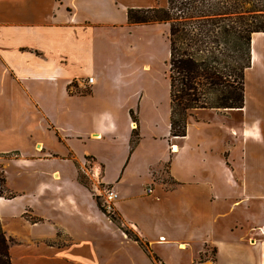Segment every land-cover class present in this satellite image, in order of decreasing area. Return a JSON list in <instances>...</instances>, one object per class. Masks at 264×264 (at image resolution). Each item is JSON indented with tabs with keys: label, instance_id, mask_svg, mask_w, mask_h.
<instances>
[{
	"label": "crops",
	"instance_id": "1",
	"mask_svg": "<svg viewBox=\"0 0 264 264\" xmlns=\"http://www.w3.org/2000/svg\"><path fill=\"white\" fill-rule=\"evenodd\" d=\"M166 5L0 0V167L15 193L0 196V222L12 264H157L97 207L98 186L117 193L114 210L163 264H264V31L250 35L243 106L194 109L171 136L168 23L127 17Z\"/></svg>",
	"mask_w": 264,
	"mask_h": 264
},
{
	"label": "trees",
	"instance_id": "2",
	"mask_svg": "<svg viewBox=\"0 0 264 264\" xmlns=\"http://www.w3.org/2000/svg\"><path fill=\"white\" fill-rule=\"evenodd\" d=\"M127 17L133 24L168 23L171 136L185 135L187 118L194 109L243 106V76L250 65V35L264 31V0H167L164 7L129 8ZM75 85L71 82L69 91ZM130 116L137 123L132 110ZM138 138L135 126L130 136L131 148ZM78 180L86 186L80 173ZM0 196H15L5 185L1 167ZM93 197L97 207L116 222L115 211L106 212L98 195ZM122 230L155 263L163 264L151 252L147 241L127 229ZM12 242L0 222V264H12ZM211 251L214 254V248ZM202 259L200 254L198 261Z\"/></svg>",
	"mask_w": 264,
	"mask_h": 264
},
{
	"label": "rangeland",
	"instance_id": "3",
	"mask_svg": "<svg viewBox=\"0 0 264 264\" xmlns=\"http://www.w3.org/2000/svg\"><path fill=\"white\" fill-rule=\"evenodd\" d=\"M160 89H161V91H163L164 90V84H165V79H163V76H162V73L160 74ZM220 111V110H219ZM193 112V111H192ZM80 174L81 175H83V180L85 181V183H86V185L89 187V188H91V179H89L84 173H82V172H80ZM98 185V184H97ZM103 186H98V189L96 190V195H98V197H99V201H100V203L102 204V202H103ZM115 211V210H114ZM114 215H115V218H116V222H113L112 220V222L114 223V224H116L121 230L122 229H127L129 232H131V233H135V234H137L138 235V233L133 229V227L132 226H130V225H128V224H126L124 221H123V219L117 214V212L115 211V213H114ZM122 227V228H121ZM123 231V230H122ZM139 236V235H138ZM205 253H206V255L208 256V258L209 259H213V254H212V251H211V249L210 248H208V247H205ZM205 255L203 254V257H204ZM196 264H198V263H196Z\"/></svg>",
	"mask_w": 264,
	"mask_h": 264
},
{
	"label": "built area",
	"instance_id": "4",
	"mask_svg": "<svg viewBox=\"0 0 264 264\" xmlns=\"http://www.w3.org/2000/svg\"><path fill=\"white\" fill-rule=\"evenodd\" d=\"M92 78L88 77L87 78V82H91ZM85 169H86V173L87 175H89L90 177H95V176H99V172L95 171L94 168L92 167L91 170V162L89 160L85 161ZM95 175V176H94ZM103 208L105 209L106 212L108 213H112L114 211V202L117 199V193L111 188V187H103ZM148 192L151 191L150 188L147 189Z\"/></svg>",
	"mask_w": 264,
	"mask_h": 264
}]
</instances>
